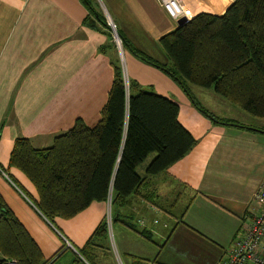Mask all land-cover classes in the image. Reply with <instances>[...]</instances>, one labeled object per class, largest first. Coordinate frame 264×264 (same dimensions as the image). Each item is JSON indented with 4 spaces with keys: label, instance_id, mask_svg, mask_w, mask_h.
<instances>
[{
    "label": "crops",
    "instance_id": "1",
    "mask_svg": "<svg viewBox=\"0 0 264 264\" xmlns=\"http://www.w3.org/2000/svg\"><path fill=\"white\" fill-rule=\"evenodd\" d=\"M186 1L195 14L222 15L230 4L229 0ZM96 2L133 47L169 65L158 40L177 23L157 0ZM108 44V31L82 0H0V196L37 244L45 264H217L244 217L258 211L253 198L264 182L260 129L264 118L228 103L227 116L215 117L232 120L236 126L214 124L162 71L126 50L109 49ZM118 59L123 79L150 87L178 104V121L196 140L192 150L157 181V189L169 184L167 195L185 186L188 198L183 207L188 206L184 213L181 207L169 215L158 211L163 216H157L152 204L133 197L121 207L124 210H115L114 223L123 227V236L112 241L109 236H95L87 246L99 224L108 215L111 218L108 201L92 202L70 219L56 217L50 222L34 204L38 194L33 183L10 166L9 157L17 139L28 140L34 149H46L77 119L89 128L96 126L113 81L111 62ZM159 217L169 228L164 236H175L181 250L176 249V260L170 263L159 262V255L152 259L151 223ZM139 222L141 230H137Z\"/></svg>",
    "mask_w": 264,
    "mask_h": 264
},
{
    "label": "trees",
    "instance_id": "2",
    "mask_svg": "<svg viewBox=\"0 0 264 264\" xmlns=\"http://www.w3.org/2000/svg\"><path fill=\"white\" fill-rule=\"evenodd\" d=\"M82 2L108 31V48L116 50L96 0ZM228 6L222 15L200 13L163 35L158 42L169 65L145 56L116 32L123 50L162 71L201 115L214 124L236 126L232 120L209 113L191 91L193 86L210 91L232 106L264 118V0H235ZM111 65L113 81L96 126L89 128L77 119L49 148L34 149L28 140L17 139L11 150L10 166L33 183L38 194L34 204L50 222L56 217L70 219L92 202L108 201L109 195L112 223L117 220L115 210L133 197L168 215L183 207L188 198L183 185L161 196L154 182L196 144L178 121V104L134 81L126 90L119 59ZM107 234L104 220L87 246L92 245L93 237ZM80 254L87 260L83 250ZM0 257V264L5 259L45 264L37 244L1 196Z\"/></svg>",
    "mask_w": 264,
    "mask_h": 264
},
{
    "label": "built area",
    "instance_id": "3",
    "mask_svg": "<svg viewBox=\"0 0 264 264\" xmlns=\"http://www.w3.org/2000/svg\"><path fill=\"white\" fill-rule=\"evenodd\" d=\"M234 1L229 0V3L232 4ZM157 2L165 13L176 22L181 18L189 21L200 14H195L186 0H157ZM107 23L110 27L112 41L121 53L122 45L116 28L110 21L107 20ZM123 81L126 90H128V80L123 79ZM253 201L258 207L257 213L244 217L229 250L221 256L217 264H264V182L254 193ZM108 205H110V195ZM106 221L109 227L111 225L110 215H108ZM1 264H17V262L5 259Z\"/></svg>",
    "mask_w": 264,
    "mask_h": 264
},
{
    "label": "rangeland",
    "instance_id": "4",
    "mask_svg": "<svg viewBox=\"0 0 264 264\" xmlns=\"http://www.w3.org/2000/svg\"><path fill=\"white\" fill-rule=\"evenodd\" d=\"M191 91H193V94L198 99L199 103L209 113H211L213 116H215V115L216 116H220V117L227 116V114L224 111L225 105L228 104L227 102H225L224 100H222L219 97L216 98L215 97V94L210 93V91L209 92L208 91H202V89L197 88V87H194V86L191 87ZM222 102H224L225 104L223 106H221L220 109H218L219 104L222 103ZM152 158H153V154H152ZM157 181H159V178L158 177H155L154 182H157ZM168 185L169 184L167 183L164 187L161 185V187L158 188V191L164 190L163 192H160V194L162 196H164V197L167 196V193H165V191L167 190L168 187H170ZM176 191H177V188H176ZM119 209L124 210V208H119ZM153 210H155V208ZM156 213H157V216L158 215L159 216H163L162 214H158V210H157ZM165 220L166 219L165 218H162V217H159V219H157L156 221H154L152 219V223H151L152 224V241H153L152 242V259L154 257H156L157 255H159L158 256L159 257L158 258L159 259L158 260L159 262H164V261L167 260L170 263V261H175L176 260V257H177L176 256V251H177L176 249H178V250H180V249H179V247L176 246L175 236H171L169 239H167L168 236H164V235H166V232L169 229V228L167 229L166 227L163 226V222ZM134 221H135V224H136V221L137 220L134 219ZM138 225L139 226H138L137 230H141V228H139V227H141L140 226V222H139ZM148 228H149V226H148ZM122 229H123V227L121 225H119V223H116V222L115 223L113 222L108 227V234L107 235L111 238V241L114 238V236H123V234L121 233V230ZM110 238H109V240H110ZM170 258H172L173 260L172 259L170 260Z\"/></svg>",
    "mask_w": 264,
    "mask_h": 264
},
{
    "label": "water",
    "instance_id": "5",
    "mask_svg": "<svg viewBox=\"0 0 264 264\" xmlns=\"http://www.w3.org/2000/svg\"><path fill=\"white\" fill-rule=\"evenodd\" d=\"M187 21L188 20H186L185 18H181L176 23H177V26H181V25L185 24Z\"/></svg>",
    "mask_w": 264,
    "mask_h": 264
}]
</instances>
